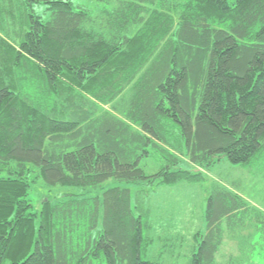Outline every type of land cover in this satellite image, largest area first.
Returning a JSON list of instances; mask_svg holds the SVG:
<instances>
[{
    "label": "trees",
    "instance_id": "trees-1",
    "mask_svg": "<svg viewBox=\"0 0 264 264\" xmlns=\"http://www.w3.org/2000/svg\"><path fill=\"white\" fill-rule=\"evenodd\" d=\"M96 1L0 0V264H159L132 186L202 182L184 159L264 155V0ZM42 180L84 190L36 207ZM205 216L190 264H219L226 231L264 238V213L230 189Z\"/></svg>",
    "mask_w": 264,
    "mask_h": 264
},
{
    "label": "rangeland",
    "instance_id": "rangeland-1",
    "mask_svg": "<svg viewBox=\"0 0 264 264\" xmlns=\"http://www.w3.org/2000/svg\"><path fill=\"white\" fill-rule=\"evenodd\" d=\"M76 5L86 6L93 11L102 4L96 0H72ZM45 5H37L39 14ZM46 18L48 13H45ZM106 109L109 106L105 107ZM183 161L182 167L190 168L202 174V182L183 181L174 185L153 184L132 186L143 190L150 208V237L152 238L148 257L159 264H190V259L197 250V234L206 231L207 200L215 186L230 189L240 195L250 206L264 213V155L259 156L251 165L242 166L222 160L213 167L201 168L188 165ZM158 162L148 159L146 171L155 173ZM117 183L110 180L104 183L105 189ZM84 189L74 187L46 186L42 180L31 192L36 207L42 199L48 200L63 193H80ZM261 236V235H260ZM237 259L240 264H264V238L259 237L253 226L238 227L234 233L226 231L224 243L218 254L219 264L229 259Z\"/></svg>",
    "mask_w": 264,
    "mask_h": 264
}]
</instances>
